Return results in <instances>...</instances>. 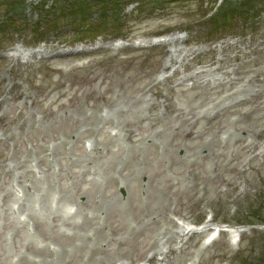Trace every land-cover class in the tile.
<instances>
[{
	"label": "rangeland",
	"instance_id": "obj_1",
	"mask_svg": "<svg viewBox=\"0 0 264 264\" xmlns=\"http://www.w3.org/2000/svg\"><path fill=\"white\" fill-rule=\"evenodd\" d=\"M237 1L0 0V264H264V8Z\"/></svg>",
	"mask_w": 264,
	"mask_h": 264
},
{
	"label": "trees",
	"instance_id": "obj_2",
	"mask_svg": "<svg viewBox=\"0 0 264 264\" xmlns=\"http://www.w3.org/2000/svg\"><path fill=\"white\" fill-rule=\"evenodd\" d=\"M125 4H127L129 1H134V0H123ZM175 1H180V0H138V2H142V3H159V4H167L170 2H175ZM261 1V2H260ZM241 0L239 1L236 5H234V11L235 14L239 16V18H242L243 20H249V21H253L257 18H259L260 15V4H262V9L264 8V0ZM111 6L118 8L119 5H112ZM125 6V5H124ZM123 5L120 7L122 8ZM124 8V7H123ZM226 9H224V11H222L223 13H228L227 12V6L225 7ZM245 21V22H247ZM8 20L5 21V23H7ZM102 25H104L101 21Z\"/></svg>",
	"mask_w": 264,
	"mask_h": 264
},
{
	"label": "bare ground",
	"instance_id": "obj_3",
	"mask_svg": "<svg viewBox=\"0 0 264 264\" xmlns=\"http://www.w3.org/2000/svg\"><path fill=\"white\" fill-rule=\"evenodd\" d=\"M243 230H240V229H234L232 231V234L234 237H237Z\"/></svg>",
	"mask_w": 264,
	"mask_h": 264
}]
</instances>
